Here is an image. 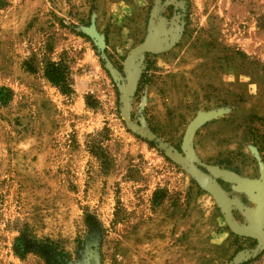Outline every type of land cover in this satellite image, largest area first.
<instances>
[{
	"label": "rangeland",
	"instance_id": "1",
	"mask_svg": "<svg viewBox=\"0 0 264 264\" xmlns=\"http://www.w3.org/2000/svg\"><path fill=\"white\" fill-rule=\"evenodd\" d=\"M263 18L264 0H0V264H45L15 255L25 225L89 264L86 213L98 264H264Z\"/></svg>",
	"mask_w": 264,
	"mask_h": 264
},
{
	"label": "trees",
	"instance_id": "2",
	"mask_svg": "<svg viewBox=\"0 0 264 264\" xmlns=\"http://www.w3.org/2000/svg\"><path fill=\"white\" fill-rule=\"evenodd\" d=\"M264 25V18L262 19ZM85 36V35H83ZM118 69L121 67L118 65ZM31 69V67H29ZM68 73L62 63L47 62L44 68V76L55 86L59 87L64 94L71 93L70 83L67 77ZM10 97V91L5 87L0 88V102H5ZM92 104V103H91ZM258 122H261V126H264V118L255 117ZM248 137L251 145L254 147L255 153L259 156L260 162L263 166L264 173V128L251 127L248 130ZM149 146H153L151 141H147ZM154 193L152 204L157 206L161 197L156 196ZM84 223L87 227V233L83 239H76V251L75 255L79 258V252H84V248L88 246L91 250L93 257L89 259V264H98L100 253V247L102 244V238L104 231L97 221V219L86 213L84 217ZM18 236L14 240L13 251L16 256L23 257L26 253L33 252L39 255L45 262V264H71L73 261L72 255L65 251L57 242L49 238L35 239L29 232L27 226L17 230Z\"/></svg>",
	"mask_w": 264,
	"mask_h": 264
},
{
	"label": "water",
	"instance_id": "3",
	"mask_svg": "<svg viewBox=\"0 0 264 264\" xmlns=\"http://www.w3.org/2000/svg\"><path fill=\"white\" fill-rule=\"evenodd\" d=\"M152 43V39H149L146 43H145V47H149ZM185 149H186V152L187 153H190V144H189V137L186 138L185 140ZM193 171V170H192ZM194 175L197 177L198 181L207 189H212L213 188V184L212 182L207 179L206 177H204L203 175H200L198 173H196L195 171H193ZM255 186H256V190L257 192L262 195L263 194V190H264V187L262 185V183L260 182H257L255 183ZM219 203H220V206L221 208L223 209V211L227 212V201L222 197V196H219ZM260 213L261 214H258L255 216V219L257 221H262V218H263V213H264V205L261 206L260 208ZM250 231L254 232V233H258L259 232V229H257L255 226L251 227L250 228Z\"/></svg>",
	"mask_w": 264,
	"mask_h": 264
}]
</instances>
